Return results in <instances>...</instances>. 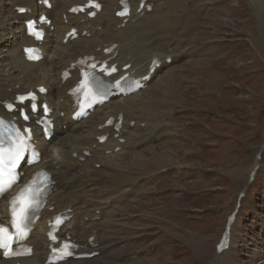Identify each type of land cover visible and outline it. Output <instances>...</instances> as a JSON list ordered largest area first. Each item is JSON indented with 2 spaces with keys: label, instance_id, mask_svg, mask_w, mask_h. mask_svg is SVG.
<instances>
[{
  "label": "bare ground",
  "instance_id": "6f19581e",
  "mask_svg": "<svg viewBox=\"0 0 264 264\" xmlns=\"http://www.w3.org/2000/svg\"><path fill=\"white\" fill-rule=\"evenodd\" d=\"M95 1L102 8L94 19L89 20L86 16L68 14V9L82 6L85 0H51V9L48 11L38 5L39 0H0V103L12 101L15 95L28 93L42 86L48 93L41 100L53 109L51 117L55 124L49 143L43 142L40 137L35 138L41 162L32 171L39 168L46 170L53 178L54 186L48 204L41 213L42 218L27 242L32 247L33 254L18 261L0 259V264H46L49 254V244L46 241L47 220H52L58 213L71 217L59 231L61 239L74 242L79 247V254L98 253L91 260L61 264H143L131 244H127L119 252L114 251L113 257L110 256L112 247L116 245L113 242V237L116 240L115 228L125 233L133 232L135 228L131 227L132 220L126 216L128 211H122L147 199L150 187L162 186L170 180L159 175L164 167L158 173L152 170L146 172L143 169V157L147 153L151 155L152 162L158 164L165 161L169 164L174 160L168 155V152L173 154L170 148L172 145L165 150L162 147L169 140V133L174 126V107L179 103L180 96L160 87L166 79L177 73L187 58L196 55V50L190 43L199 35L202 20H206L204 10L213 0H147L139 13L137 10L140 0H132L131 14L125 24L122 19L118 20L114 16L120 0ZM147 6L151 7L150 12H146ZM16 8H26L31 13L18 14ZM39 12L48 15L52 30L45 29L47 36L40 46L43 60L28 64L23 59L21 49L31 46L32 40L25 36L23 22ZM71 28L77 30L79 37L64 43V37ZM192 28L195 30L192 31ZM85 32L83 37L82 33ZM184 33H190L193 38H186L188 44L180 49L178 46L181 43L176 44L175 40ZM166 38L171 43L163 48ZM261 38L264 40V30ZM109 47H114V51L109 55L103 54L104 49ZM187 49L192 54H188ZM86 56H94L99 60L110 58L111 64H117L119 69L130 65L128 72L135 77L146 74L148 65L154 58L159 60L160 68L145 83V90L123 100L111 99L102 108H96L86 120L76 122L71 119L73 105L68 91L76 81L77 72L68 81L63 79L62 73ZM168 58L171 60L170 64L165 63ZM212 80L218 82L213 78ZM220 86L221 84L216 88L220 89ZM197 91L201 97L211 98L208 90H201L197 86ZM154 92L159 95L155 96ZM2 115L4 114L0 106V116ZM120 117L123 124L119 132L113 127L102 129L107 119L112 118L117 122ZM207 131L214 134L211 128L207 127ZM106 134L107 141L101 145L98 138ZM115 135H119L118 138ZM220 135L217 134V137L220 138ZM219 141L221 140H206L201 142L204 143L201 146L194 143L181 153V160L196 161L199 159L198 154L205 153L206 149L219 148ZM160 144L161 150L154 153ZM128 158L132 161H128ZM176 169L192 170L191 167ZM201 169L207 175L209 173L206 172L211 171ZM247 173L249 175V171ZM157 179L159 181L153 184ZM165 190L170 189L163 188L162 191ZM131 196L134 197L127 201ZM185 196L186 194H182L178 201L188 200ZM7 200L6 197L0 199V218L6 217ZM171 207L177 211L181 209L179 204ZM114 210H117L120 219L112 218ZM193 210L186 208L184 211L189 215L188 220L193 217ZM147 217L148 213L144 212L138 218L143 222L142 228L148 225ZM181 224L172 223V228L163 230L173 237L181 236ZM139 228L136 227V230L141 232ZM149 230L141 232L144 237L151 235L148 234Z\"/></svg>",
  "mask_w": 264,
  "mask_h": 264
},
{
  "label": "rangeland",
  "instance_id": "374dc122",
  "mask_svg": "<svg viewBox=\"0 0 264 264\" xmlns=\"http://www.w3.org/2000/svg\"><path fill=\"white\" fill-rule=\"evenodd\" d=\"M263 6L264 0H213L204 10L206 20H202V24L205 26L200 27L199 35L190 43L196 55L187 58L177 73L160 87L180 96L174 107L170 142L162 143L163 150L172 145L173 154L168 152V155L175 160L174 164L152 162L147 153L143 157L146 172L158 173L164 167L159 175L170 180L162 186L150 187L147 199L133 202L122 211H128L126 216L132 220L131 227L135 229L125 233L115 228L118 241L113 237L116 245L112 247L111 257L114 251L119 252L131 244L143 264H264ZM192 36L184 33L177 37L176 44L181 43L178 48L185 47ZM169 43L166 38L163 48ZM187 53L192 54L190 49ZM212 78L218 82H213ZM220 84V89L216 88ZM197 86L208 90L211 98L201 97ZM154 94L159 95L158 92ZM207 127L214 130V134L209 133ZM216 139L221 140L219 148L206 149L193 162L181 160V153L192 144L201 146L204 144L201 142ZM162 144L154 153L161 150ZM261 147V160L257 161ZM256 165L258 168L249 181ZM176 167H191L192 170L178 171ZM201 168L211 169L206 172L209 175ZM163 188L170 190L162 191ZM242 191L244 198L232 226L230 250L215 256L216 241ZM182 194H186L188 200L178 201ZM169 195V198L162 197ZM177 204L181 207L178 211L171 207ZM186 208L194 209L189 220L188 213L184 212ZM117 210L112 212L114 219H120ZM144 212L148 213V225L142 228L143 222L138 218ZM172 223H182L181 236L173 237L164 231L172 228ZM138 226L141 232L150 229L148 234L151 235L144 237L136 230Z\"/></svg>",
  "mask_w": 264,
  "mask_h": 264
},
{
  "label": "snow or ice",
  "instance_id": "6c2138e0",
  "mask_svg": "<svg viewBox=\"0 0 264 264\" xmlns=\"http://www.w3.org/2000/svg\"><path fill=\"white\" fill-rule=\"evenodd\" d=\"M89 7H99L97 4H89ZM75 11V9H73ZM127 12V9L125 11L119 13L120 15H125ZM94 14V13H93ZM31 27V26H29ZM37 39L40 38L39 32L33 33ZM26 51L32 52V49H27ZM111 71H116L115 68L111 69ZM119 82H117L118 84ZM81 87H87V84L81 85ZM23 99V98H21ZM11 108V105H9ZM16 159H19V153L16 154ZM15 167V161L12 162V168ZM5 167L3 166V163L0 162V194H2L8 187H11L12 183L15 182V178L11 180H4L5 176ZM8 175H12L11 170H8ZM34 205H36V201L34 199V194L32 193L30 187H25L20 191V193L14 197L11 201V215H12V221H13V227L16 230L17 237L20 238L22 235H26V229L28 227L29 222L32 219V216L30 213L34 210ZM61 221L58 219L57 224H59ZM49 236L51 239L55 240L56 237L49 233ZM13 236L9 232V230L5 227L0 226V246H7L8 241L12 240ZM67 248L68 246L65 245Z\"/></svg>",
  "mask_w": 264,
  "mask_h": 264
}]
</instances>
